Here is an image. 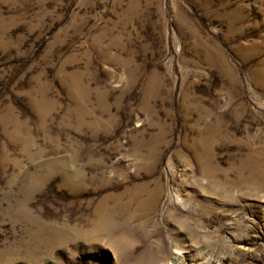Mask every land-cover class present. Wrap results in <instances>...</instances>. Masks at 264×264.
Listing matches in <instances>:
<instances>
[{"label":"rangeland","instance_id":"rangeland-1","mask_svg":"<svg viewBox=\"0 0 264 264\" xmlns=\"http://www.w3.org/2000/svg\"><path fill=\"white\" fill-rule=\"evenodd\" d=\"M0 264H264V0H0Z\"/></svg>","mask_w":264,"mask_h":264}]
</instances>
